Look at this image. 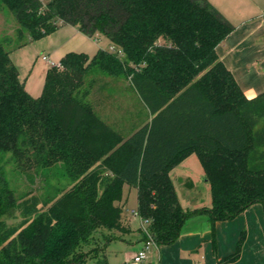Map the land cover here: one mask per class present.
<instances>
[{"label":"trees","instance_id":"1","mask_svg":"<svg viewBox=\"0 0 264 264\" xmlns=\"http://www.w3.org/2000/svg\"><path fill=\"white\" fill-rule=\"evenodd\" d=\"M0 3L20 25L16 38L0 35V264H108L104 244L113 236L104 231H128L125 184L136 187V210L158 244L173 242L191 213L215 222L264 207V91L246 97L220 60L216 47L234 26L209 0ZM62 25L103 35L121 53L66 52L34 97L10 48L25 44L24 31L35 40ZM97 72L128 79L149 114L143 127L124 136L94 111L95 77L86 78ZM191 153L211 203L185 211L169 172ZM4 163L41 173L44 193L16 194ZM243 239L244 231L224 260L239 256Z\"/></svg>","mask_w":264,"mask_h":264},{"label":"crops","instance_id":"2","mask_svg":"<svg viewBox=\"0 0 264 264\" xmlns=\"http://www.w3.org/2000/svg\"><path fill=\"white\" fill-rule=\"evenodd\" d=\"M209 1L234 26V29L217 45L216 52L232 72L245 96L254 97L264 91V4L254 0L253 8L243 0L241 6L236 4L238 8L224 11L221 6H224L222 4L227 0ZM70 26L72 31L80 32L75 26ZM43 64L46 65L42 71L44 78L49 66L45 61ZM25 89L34 97L40 95L35 93L36 86L28 87L27 82ZM175 167L169 172L171 180V173ZM177 196L185 211L210 206L199 207L189 201H182L178 193ZM121 203L124 204L122 222L128 231H104L113 236L106 239L104 244L108 264H264V207L259 202L253 203L228 220L212 222L205 212L189 214L173 242L167 244L155 242L146 258L139 263L133 262L132 256L143 246L145 236L141 229L140 216L131 213V210H136L137 207L136 187L127 184L123 186ZM242 231L244 239L239 256L232 261L224 260L234 251ZM103 243L102 241L101 244Z\"/></svg>","mask_w":264,"mask_h":264},{"label":"rangeland","instance_id":"3","mask_svg":"<svg viewBox=\"0 0 264 264\" xmlns=\"http://www.w3.org/2000/svg\"><path fill=\"white\" fill-rule=\"evenodd\" d=\"M230 1L227 0L225 3L221 1L224 3L222 4L224 6H221L225 9L224 11H230V8H238L243 3V0ZM255 1L264 4V0ZM245 2L255 8L254 0H245ZM19 27L14 13L6 5L0 3V35L14 39L17 37L16 31ZM72 30L70 25H63L35 40H28V32H23L21 39L25 41V44L15 49L10 48V57L18 69V76L24 87L27 82L28 87L36 86L37 91L35 93H41L44 84L42 71L46 67L43 64V55L48 56L53 61H58L65 51H83L93 55L98 48L109 49L113 46L110 45L105 36L97 35L94 39L82 32ZM93 77H95V81L92 84L89 99L94 111L105 122L124 136L131 135L133 131L145 125L149 119V114L132 89L128 79L121 75H106L97 72L96 74L90 73L86 80ZM6 156H9V153ZM3 165L6 177L16 194L25 191L37 195L44 193L46 185L41 173H35L33 169L27 173H19L11 170L12 164L6 165L4 163ZM171 175L173 186L182 201H189L199 207L210 205V186L205 180L204 171L196 153H191L181 164H177ZM50 182L55 183L56 179L50 178ZM19 220V215L5 219L7 224H17Z\"/></svg>","mask_w":264,"mask_h":264},{"label":"built area","instance_id":"4","mask_svg":"<svg viewBox=\"0 0 264 264\" xmlns=\"http://www.w3.org/2000/svg\"><path fill=\"white\" fill-rule=\"evenodd\" d=\"M109 50L117 51L118 53H120V51L116 50L114 46H111ZM42 59L47 63L48 66H58V67L61 66V63L59 60L53 61L46 55H43ZM131 213L140 216L137 210H131ZM140 220H141V229H142V232L145 238H144L143 246L141 247V249L136 251L132 256V261L135 263H139L143 261L146 258L147 253L150 250V248L155 244L153 236L151 235L149 228H148V220L145 218H142L141 216H140Z\"/></svg>","mask_w":264,"mask_h":264},{"label":"water","instance_id":"5","mask_svg":"<svg viewBox=\"0 0 264 264\" xmlns=\"http://www.w3.org/2000/svg\"><path fill=\"white\" fill-rule=\"evenodd\" d=\"M206 179V178H205Z\"/></svg>","mask_w":264,"mask_h":264}]
</instances>
